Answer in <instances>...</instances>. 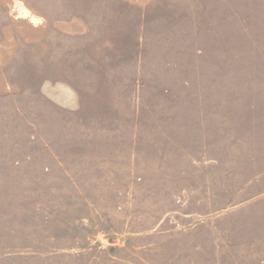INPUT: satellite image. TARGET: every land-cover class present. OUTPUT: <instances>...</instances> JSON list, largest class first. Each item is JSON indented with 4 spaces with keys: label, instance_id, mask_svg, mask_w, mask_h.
Segmentation results:
<instances>
[{
    "label": "rangeland",
    "instance_id": "obj_1",
    "mask_svg": "<svg viewBox=\"0 0 264 264\" xmlns=\"http://www.w3.org/2000/svg\"><path fill=\"white\" fill-rule=\"evenodd\" d=\"M0 264H264V0H0Z\"/></svg>",
    "mask_w": 264,
    "mask_h": 264
}]
</instances>
